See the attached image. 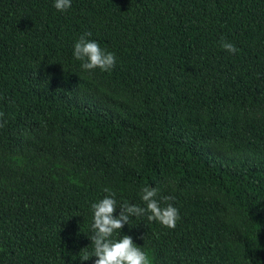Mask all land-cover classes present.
Segmentation results:
<instances>
[{"label": "trees", "instance_id": "16d2710c", "mask_svg": "<svg viewBox=\"0 0 264 264\" xmlns=\"http://www.w3.org/2000/svg\"><path fill=\"white\" fill-rule=\"evenodd\" d=\"M54 2L0 0V264H95L91 205L109 188L146 208L144 187L176 227L145 214L113 240L151 264H264V0ZM81 36L110 71L81 67Z\"/></svg>", "mask_w": 264, "mask_h": 264}, {"label": "clouds", "instance_id": "9594fccd", "mask_svg": "<svg viewBox=\"0 0 264 264\" xmlns=\"http://www.w3.org/2000/svg\"><path fill=\"white\" fill-rule=\"evenodd\" d=\"M71 6L72 0H55L54 2V7L61 12L67 11ZM221 47L231 54L238 51L234 44L225 40L221 41ZM73 56L76 60L83 61L81 67L85 71L99 68L103 72H108L115 66L117 60L113 52L102 49L98 42L90 41L85 36H81L74 45ZM3 117L4 113L0 112V128H3L6 123ZM104 192L109 195L91 205L94 218L93 234L90 239L94 249L92 257H97L95 264H151L147 253L134 244L131 236L125 235L122 239L113 240L114 233L121 231L126 224L129 225L131 217H140L145 214H148V221H156L166 228L174 229L180 219L179 210L170 203L161 207V202L156 199L158 194L156 188H142L141 199L146 204V208L130 205L127 202L118 206L114 198L115 192L109 188H105ZM173 199L174 197L171 196L163 197L165 203ZM117 208L120 209L118 217L114 215ZM88 260H90L88 254L81 257L82 262Z\"/></svg>", "mask_w": 264, "mask_h": 264}]
</instances>
